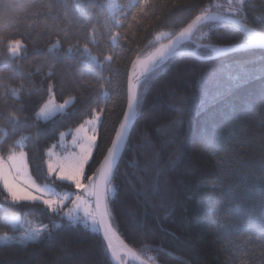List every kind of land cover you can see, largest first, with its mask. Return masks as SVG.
Returning <instances> with one entry per match:
<instances>
[{
	"label": "trees",
	"instance_id": "trees-1",
	"mask_svg": "<svg viewBox=\"0 0 264 264\" xmlns=\"http://www.w3.org/2000/svg\"><path fill=\"white\" fill-rule=\"evenodd\" d=\"M165 2L167 7L158 10L160 20L150 19L146 24L148 29L178 31L190 17H184L182 22L175 18L169 20L166 13L174 4H207L210 0ZM49 3L52 0H0V36L5 37L4 42H0V112L18 109L22 103L25 114L31 115L38 102L46 98L41 88H46L49 82L55 84L59 102L70 95L77 97L75 108L69 109L70 118L61 121L57 117L50 124L39 125L55 130V135L53 132L39 134L36 148L41 151L56 142L59 131L73 128L82 118H87L88 109L81 105L99 90L96 80L87 76L81 79L78 74L80 61L85 58L80 54L83 45L88 43L93 54L101 58L107 51L102 45L89 43L91 24L84 23L89 15L95 17L98 14V4L103 0L96 3L65 0L67 14L73 21L71 25L65 23L62 9L52 10L45 19ZM252 3L257 10L264 8V0H252ZM7 4L19 7L6 12ZM75 4H79L80 9ZM33 6L40 15L27 22L17 23L9 19L10 15H28ZM252 14L249 13L250 18ZM77 20L79 24L75 22ZM96 27L99 39L104 33L102 18ZM235 31L227 34L213 32L212 38L204 43L233 46L239 42ZM146 35V32L140 33V36ZM217 35L226 38L216 40ZM8 39L20 40L26 49L16 61L8 58ZM57 39L61 47L49 52L50 45ZM136 43L143 47L145 41L137 38ZM69 46L74 48L71 54L67 52ZM132 47L134 49L135 45ZM77 48L79 51L75 50ZM186 50L197 51L194 46ZM207 55L210 58L204 60L191 54L176 58L172 70L156 80L147 92L144 113L135 122L129 146L119 161L114 223L120 238L130 247L139 250L141 240H144L162 249L158 264H261L264 249L253 237L258 235L262 199L259 177L264 161V127H261L264 123L261 114L264 82L259 77L264 52L257 49L222 56ZM54 57L61 60L55 61ZM128 59L130 57L125 55L113 66L121 69L119 79L125 88L123 73ZM54 62L56 77L52 81L37 73L38 67L46 68ZM240 65L253 76L246 85L230 89V74H240L243 70ZM104 75H109L107 66ZM21 83L26 90L33 91V95L29 98L25 93L17 102L6 89L18 87ZM180 101L185 109L182 125L172 123L180 120L177 111L181 107ZM117 103L119 106L114 115L104 114L107 131L101 127V150L95 153L93 168L102 160L114 136V123L119 120L124 106L122 101ZM34 125L35 121L29 120V126L22 132L30 133L36 142ZM181 146L182 158L177 159V149ZM29 150L34 151L31 144ZM157 158L164 172L159 177L154 166ZM173 160L175 164L170 165ZM4 214H19L43 223L49 222L50 215L0 206V234L5 231L11 234V225L5 222ZM137 222L146 226L147 231L134 229ZM99 236L80 229L58 232L51 241L40 245L0 250V264H104ZM167 253H173L181 260ZM148 255L158 254L149 252Z\"/></svg>",
	"mask_w": 264,
	"mask_h": 264
},
{
	"label": "snow or ice",
	"instance_id": "snow-or-ice-1",
	"mask_svg": "<svg viewBox=\"0 0 264 264\" xmlns=\"http://www.w3.org/2000/svg\"><path fill=\"white\" fill-rule=\"evenodd\" d=\"M88 2L96 3L97 0ZM74 6L80 9L79 4ZM15 7L19 6L7 4L5 11ZM165 7V0H103V3L98 4V14L95 17L89 15L84 23L91 24V30L88 32L89 43L102 45L107 51L101 58L93 54L88 43L84 44L80 54L85 58L80 61L78 74L81 79L87 76L96 80L99 90L81 105L88 109L87 118H82L73 128L59 131L56 142L43 151L36 148L39 134L53 132L55 135V130L40 128L39 125L50 124L57 117L61 121L70 118L69 109L75 108L76 96L70 95L59 102L56 86L49 82L46 88H41V91L46 93V98L38 102L31 115L25 114L22 103L18 109L10 108L0 112V121H3V125H0V206L19 212L32 211L37 215L50 214L48 223H28V226L20 224L17 216H4L5 222L11 225V234L8 231L0 234V250L40 245L51 241L58 232L80 229L85 233L100 234L99 244L104 264H158L162 249L153 247L144 240H141L142 246L139 250L130 247L120 238L114 223L116 217L113 204L118 192L115 180L119 161L129 146L135 122L144 113L146 94L156 80L172 70L175 59L193 46L197 51L191 54L202 60L210 58L207 53L222 56L237 50L253 52L259 49L264 52V8L257 10L252 0H210L207 4H174L166 16L169 20L175 18L181 22L184 17H190L183 27L178 31L148 29L147 22L150 19L159 21L158 10ZM47 8L49 13L44 14L45 19L52 10L62 9L65 13V23L71 25L73 22L67 14L65 0H52ZM22 11L27 12L26 9ZM250 12L253 13L251 18ZM81 13L83 15V10ZM38 15L40 13L33 6L28 15H10L9 19L17 23L27 22L31 17ZM101 18L104 33L100 34L98 39L99 29L96 23H99ZM75 22L80 23L79 20ZM234 29L239 42L233 46L204 43L212 38L213 32L227 34ZM141 32H146L147 35L140 36ZM137 38L145 41L143 47L136 43ZM225 38V35L215 37L220 41ZM4 40L5 37L0 36V42ZM60 47L61 42L57 39L48 51L54 52ZM75 50L79 51V48ZM6 51L12 61L26 53L23 43L12 39L7 40ZM73 51L74 48L69 46L67 52L71 54ZM125 55L130 57L123 73L126 88L119 79L121 69L113 67L122 61ZM54 60L59 61L61 58L54 57ZM105 66L109 69L108 76L104 75ZM239 67L243 69L240 74H230V89L246 85L253 76L243 65ZM36 71L42 73L46 80L52 81L56 77V63L48 64L46 68L38 67ZM259 78L264 82V57L261 58ZM6 92L17 102L21 101L25 93L29 98L33 95V91L26 90L23 83L18 87L7 88ZM118 101L124 102V106L119 120L114 123V136L102 160L93 168L96 164L95 153L101 150V127H105L107 131L104 114L107 112L110 116L114 115L119 106ZM179 103L181 107L177 111L180 120L172 123L182 125L185 109L183 102ZM261 114L264 116V87L261 89ZM29 120L35 121L36 142H33L30 133L22 132V129L29 126ZM261 127H264V123ZM69 136L70 144L66 142ZM30 144L34 151L29 150ZM177 152V159L182 158V146ZM159 164L157 158L154 162L157 177L164 174ZM169 164L174 165L175 160ZM90 169L92 170L89 171ZM260 171L262 199L258 216V235L253 238L258 240L264 249V161L261 162ZM57 187L69 190L60 192L56 190ZM133 227L147 231L146 226L138 222L134 223ZM17 232L20 234L17 235ZM149 252L158 255H148ZM167 254L181 260L173 253ZM261 264H264V261Z\"/></svg>",
	"mask_w": 264,
	"mask_h": 264
},
{
	"label": "rangeland",
	"instance_id": "rangeland-1",
	"mask_svg": "<svg viewBox=\"0 0 264 264\" xmlns=\"http://www.w3.org/2000/svg\"><path fill=\"white\" fill-rule=\"evenodd\" d=\"M186 51H187V50H186ZM21 56H22V54H21ZM21 56H20V57H21ZM66 142H67L68 144H70V142H71V137H70V136L67 137ZM57 150L59 151V149H57ZM56 190L62 192V191H67V190H69V189H67V188H60V187H57ZM6 215H7V216H17V217L19 218V223H20V224H24L25 226H28V223H31L32 225H35V224L38 223V222L32 220L31 218H28V217H22V216L19 215V214H4V216H6ZM16 234L19 235L20 232H17Z\"/></svg>",
	"mask_w": 264,
	"mask_h": 264
},
{
	"label": "water",
	"instance_id": "water-1",
	"mask_svg": "<svg viewBox=\"0 0 264 264\" xmlns=\"http://www.w3.org/2000/svg\"><path fill=\"white\" fill-rule=\"evenodd\" d=\"M239 51H242V50H237V51H235V52H239ZM192 52H194V51H186L185 50V54H183V55H186V54H191ZM235 52H233V53H235ZM230 54V53H229ZM192 55V54H191ZM134 264H135V262H134Z\"/></svg>",
	"mask_w": 264,
	"mask_h": 264
}]
</instances>
